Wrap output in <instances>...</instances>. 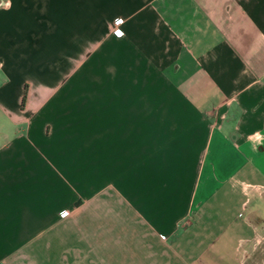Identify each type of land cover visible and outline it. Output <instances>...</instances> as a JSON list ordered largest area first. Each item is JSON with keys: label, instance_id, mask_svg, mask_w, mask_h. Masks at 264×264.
I'll list each match as a JSON object with an SVG mask.
<instances>
[{"label": "crops", "instance_id": "0c3cea01", "mask_svg": "<svg viewBox=\"0 0 264 264\" xmlns=\"http://www.w3.org/2000/svg\"><path fill=\"white\" fill-rule=\"evenodd\" d=\"M261 236L264 0H0V264H243Z\"/></svg>", "mask_w": 264, "mask_h": 264}, {"label": "rangeland", "instance_id": "374dc122", "mask_svg": "<svg viewBox=\"0 0 264 264\" xmlns=\"http://www.w3.org/2000/svg\"><path fill=\"white\" fill-rule=\"evenodd\" d=\"M258 241L256 247L243 264H264V238L262 239L261 236Z\"/></svg>", "mask_w": 264, "mask_h": 264}, {"label": "built area", "instance_id": "2783aa9c", "mask_svg": "<svg viewBox=\"0 0 264 264\" xmlns=\"http://www.w3.org/2000/svg\"><path fill=\"white\" fill-rule=\"evenodd\" d=\"M124 19L122 17H117L114 21L115 25L118 26L120 25L121 23H123ZM122 34V31L119 27H116L114 30H113V33L112 35L115 36V37H119L120 35ZM62 213L63 214H67V210L66 209H63L62 210ZM163 237H165V235H163Z\"/></svg>", "mask_w": 264, "mask_h": 264}, {"label": "trees", "instance_id": "16d2710c", "mask_svg": "<svg viewBox=\"0 0 264 264\" xmlns=\"http://www.w3.org/2000/svg\"><path fill=\"white\" fill-rule=\"evenodd\" d=\"M26 97H27V92L25 93L24 97H23V103H25L26 101Z\"/></svg>", "mask_w": 264, "mask_h": 264}]
</instances>
